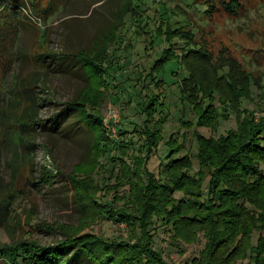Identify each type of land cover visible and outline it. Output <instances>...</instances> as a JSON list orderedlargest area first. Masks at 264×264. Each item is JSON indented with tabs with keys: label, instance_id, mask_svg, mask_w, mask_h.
Listing matches in <instances>:
<instances>
[{
	"label": "trees",
	"instance_id": "16d2710c",
	"mask_svg": "<svg viewBox=\"0 0 264 264\" xmlns=\"http://www.w3.org/2000/svg\"><path fill=\"white\" fill-rule=\"evenodd\" d=\"M62 1L67 2L47 0L42 5L40 0H0V49L3 48L7 53L12 51L13 32L17 34L22 25L35 29L37 21H45L54 15ZM133 4V0H121L113 21L106 31H102L101 36L98 35L92 41L89 48L54 50L49 46V32L45 28L41 35L36 32L32 57L37 69L28 77H20L19 73L12 75L6 93L2 90L3 79L0 78V158L5 146H8L10 153L30 161L36 147L32 138L37 132L60 124L63 117L76 114L77 123L91 137L89 152L80 161L81 165L75 166L73 173L62 175L72 185L74 200L82 210L85 208L93 212L97 218L106 217L127 223L132 226V235L126 238L107 237L72 226H46L44 229L48 233L59 230L61 237L48 244L33 240L32 237L3 243L0 245V264H170L163 250L155 247L151 228L156 222L169 227L171 237L185 243L195 242L198 232H203V249L190 264H229L231 257L236 261L246 259V264H264V123L255 121L252 112L243 114L239 131L226 138L215 140L195 132L196 170L189 155L173 154L179 150L177 144L170 145L168 161L161 167L162 171L158 170L157 173L147 168L148 154L128 153L130 149L134 150L133 140L130 144L126 140L117 144L122 149L120 156L110 152L112 142L106 135V126L98 113L106 96L101 88L107 86L105 77L110 65L116 61L110 57L109 49L115 39L111 36L120 26L126 25L130 14L137 13ZM202 4L205 7L198 10L196 7ZM192 6L201 13V19L216 13L236 18L246 9L242 0H205V3L192 0ZM34 13L37 18L32 17ZM174 22H168L170 33H179L186 44L191 42L192 46L197 47L195 51L192 49V60L185 59V49L180 55V63L188 71L186 78L181 81V90L190 99L189 109L196 118V124L204 126L214 119L217 113L213 109L215 91L223 104L227 103L240 111L239 99L248 95L247 73L231 60L223 63L232 67L230 81L217 76L216 68L221 63L205 50L202 51V44L195 41L198 30L196 32L192 25L184 29L187 23L175 27ZM171 28L174 30L171 31ZM19 52L21 56L26 54L23 48ZM171 57L169 53L162 58ZM65 60L79 63L77 70L85 84L77 95L60 103L62 107L52 118H41L38 113L40 105L49 101V98L40 92L44 84L43 87L40 85L52 69V63L57 61L60 65ZM156 79L157 76H154L152 82ZM160 80L163 81L162 78ZM160 80L155 81L156 92L147 94L140 104L142 111H148L150 121L154 120L152 115L157 113V108L165 106V93ZM234 84L240 87L233 90ZM15 104L22 113L11 117L8 109ZM12 121L14 123L10 124ZM49 122L50 125H47ZM153 122L154 129L148 135V151L156 145L164 115ZM108 163L117 164L118 172L107 169ZM98 168L102 171L95 182L93 173ZM45 175L48 177L45 181L55 176L51 170ZM112 177L117 189L128 185V190L122 196L126 200L122 206H118L116 200L106 202L97 197L103 190L102 182ZM108 185L104 187L108 188L107 193L111 190ZM176 192L181 193L182 197L177 198ZM34 228L35 231L43 230L33 225L31 229ZM30 233L28 230L27 235ZM255 233H258V237L254 243L252 238ZM175 239V243H178Z\"/></svg>",
	"mask_w": 264,
	"mask_h": 264
},
{
	"label": "rangeland",
	"instance_id": "374dc122",
	"mask_svg": "<svg viewBox=\"0 0 264 264\" xmlns=\"http://www.w3.org/2000/svg\"><path fill=\"white\" fill-rule=\"evenodd\" d=\"M40 1L42 5L47 2ZM96 1L98 0H67L66 3L62 1L54 15H50L45 21L35 22V29L22 25L17 34L14 35L13 32L12 51L7 53L3 48L0 49L3 92L6 93L7 83L9 88L12 75L19 73L20 77H28L37 69L32 57L36 32L41 35L45 28L49 32V46L54 50L89 48L92 41L98 35L101 36L102 31L107 30L121 3V0H100L98 3ZM133 1L137 13L130 14L126 25L120 26L111 36L115 39L109 49L110 57L116 61L110 65L109 73L105 77L107 86L101 88L106 92V96L98 108V113L106 126V135L112 142L110 152L120 156L122 149L117 144L123 140L130 144L133 140L134 150L130 149L128 153L134 155L133 153L142 152L143 156L148 154L150 158L147 168L157 173L158 170L162 171L161 167L168 161L170 145L177 144L179 150L173 154L189 155L196 170L198 162L195 156V132L215 140L226 138L239 131L243 114L251 112L255 121L264 123V0H242L246 9L236 18L216 13L205 19L199 17L201 13L198 11L205 5H198L197 10L192 6V0ZM198 1L205 3V0ZM32 17L37 18L35 13ZM171 20H175V27L187 23L184 29L192 25L195 31L198 30L195 41L202 44V51L205 50L214 60L221 63L216 68L217 76L230 81L232 67L223 63L231 60L239 64L241 71L247 73L248 95L240 97V111L227 103L223 104L215 91L213 109L217 113L214 114V119H210L204 126L196 124V118L189 109L190 99L181 90V81L186 78L188 71L186 72L184 65L180 63V55L185 49V59L192 60V49L195 51L197 47L192 46L191 42L186 44L179 33H170L168 22ZM173 30L174 28H171V31ZM21 48L26 52L24 56L19 52ZM169 53L172 57L164 60L163 55ZM78 67L79 63L68 60L60 65L57 61L52 63V69L47 72L40 85L43 87L44 84V89L40 92L47 94L49 101L40 105L39 117L52 118L62 107L60 103L77 95L85 84L82 75L78 73ZM54 68L56 70H53ZM154 76H157L156 80L162 78L165 82L164 85L160 80V86L163 85L165 93V106L158 107L157 113L152 116L156 120L162 119L164 115V122L156 145L148 151V135L155 124L154 120H149L148 111H142L140 104L149 94L156 92V80L152 82ZM235 87L240 86L234 84L232 89ZM16 106L15 104L8 109L11 117L20 116L22 113L21 108ZM12 123L14 121L10 124ZM46 124L50 125V122ZM32 140H35L36 147L30 161L10 153L8 146H5L0 158V245L25 237H32L43 244L55 242L62 235L59 230L48 233L44 228L56 225L77 227L85 232L107 237L126 238L129 234L132 235V226L127 223L106 217L97 218L93 212L85 208L82 210L74 200L72 185L62 175L73 173L75 166L79 165L89 152L91 137L77 123L76 114L63 117L60 124L39 130ZM107 165V169L118 172L117 164ZM49 170L55 176L45 181V178H48L45 173ZM101 171L102 169L98 168L93 173L95 182L98 181ZM31 182H36V185ZM106 184L111 187L109 193L108 188H104ZM114 184V177L102 182L103 190L97 197L106 202L116 200L117 205L122 206L126 201L122 196L128 190V185L117 189L118 186L116 188ZM204 189L206 190V184ZM175 196L181 198L182 194L176 192ZM5 216L6 219H3ZM33 225L42 227L43 230L35 231L36 228L31 229ZM28 230L31 232L29 236ZM151 232L155 247L163 250L170 264H190L192 259L198 257L205 243L202 231L198 232L195 242L185 243L171 237L169 227L159 222L152 225ZM257 237L258 233H255L252 238L254 243ZM173 239L179 242L175 243ZM240 263L246 264V259L236 261L231 257L229 260V264Z\"/></svg>",
	"mask_w": 264,
	"mask_h": 264
}]
</instances>
